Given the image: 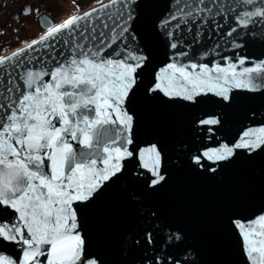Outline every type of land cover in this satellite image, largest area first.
I'll use <instances>...</instances> for the list:
<instances>
[{
  "label": "snow or ice",
  "instance_id": "snow-or-ice-1",
  "mask_svg": "<svg viewBox=\"0 0 264 264\" xmlns=\"http://www.w3.org/2000/svg\"><path fill=\"white\" fill-rule=\"evenodd\" d=\"M98 3L99 8L71 15L62 23L49 26L39 40H32L10 56L0 57V76L8 77L5 88L0 90V242L22 246L19 264H98L96 259H84L85 240L77 231V211L72 204L89 200L104 182L123 170L122 161L133 155L127 148L132 144L133 116L124 104L138 86L139 70L150 61V54L140 46L132 30L136 19L133 5L139 7V0ZM117 4L122 6L118 13L121 22L112 15H93ZM175 4L176 10L157 24L173 50L178 47L173 42L174 31L194 16L227 18V13L235 12L236 25L242 28L256 18L264 19V0H239V5L229 0L227 8L223 0H175ZM30 11L25 9L26 13ZM236 32L237 27H232L227 35ZM65 34L69 55L50 70L26 69L20 77L23 88L17 85L5 66L34 45ZM129 38L136 42L135 47L129 44ZM186 56V51L175 53L145 91L191 103L209 94L230 102L232 89L257 91L264 87V61L237 72L233 63L209 67L206 63L179 59ZM244 63L243 58L239 60L240 65ZM46 76L50 81L44 80ZM199 123L216 125L219 120L209 118ZM71 141L89 151L78 152ZM261 145L264 127L249 129L241 142L204 151L194 156L192 162L204 169L205 159L218 165L229 160L234 149L255 150ZM144 151L149 156L141 166L151 173L150 186L155 187L165 179L160 171L161 153L155 146ZM207 171L215 173L217 168L210 166ZM9 209L16 214L13 221L3 217ZM234 224L241 231L249 264H264V214ZM167 239L174 242L181 237L169 234ZM145 242L154 243L152 233L145 234ZM5 261L17 264L0 255V264Z\"/></svg>",
  "mask_w": 264,
  "mask_h": 264
},
{
  "label": "water",
  "instance_id": "water-1",
  "mask_svg": "<svg viewBox=\"0 0 264 264\" xmlns=\"http://www.w3.org/2000/svg\"><path fill=\"white\" fill-rule=\"evenodd\" d=\"M223 3L225 8L229 6V0ZM232 3L239 5V0ZM99 7L97 3L78 14ZM176 7L175 0H139V7L133 5L136 19L132 30L140 46L150 54L149 63L139 70L138 86L124 104L133 116L132 144L127 145L133 155L122 161L123 170L104 182L89 200L72 204L77 211V231L85 240L84 259H96L98 264H249L241 231L234 221H251L264 214V145L255 150L234 149L235 154L218 165L205 159L204 169L192 158L224 144L234 146L241 142L245 131L264 127V87L257 91L232 89L230 102L209 94L195 103L169 99L160 93L149 95L145 89L177 52H188V56L179 58L182 62L206 63L209 67L233 63L237 72L243 67H255L264 61V19L256 18L242 28L236 25L235 12L227 13V18L194 16L174 31L173 42L178 47L173 50L157 24ZM121 11L122 6L117 4L93 15H112L121 22ZM232 27H237V32L228 36ZM67 39L65 34L34 45L9 62L7 72L23 88L20 77L26 69L50 70L69 55L64 43ZM129 44L136 46L130 38ZM242 58L245 63L240 65ZM7 79L6 75L0 76L5 81L0 83V90ZM44 80L50 81V77ZM209 118L219 123H199ZM71 143L78 152L89 151L77 141ZM153 146L161 153L160 171L165 176L155 187L150 186L151 173L141 166L149 156L144 150ZM210 166L217 171H207ZM15 215L11 209L3 213L6 221H13ZM149 232L154 237L153 244L145 242ZM169 234H178L181 239L169 242ZM0 255L19 264L22 246L0 242Z\"/></svg>",
  "mask_w": 264,
  "mask_h": 264
},
{
  "label": "flooded vegetation",
  "instance_id": "flooded-vegetation-1",
  "mask_svg": "<svg viewBox=\"0 0 264 264\" xmlns=\"http://www.w3.org/2000/svg\"><path fill=\"white\" fill-rule=\"evenodd\" d=\"M83 3L84 0H0V57L40 38L49 26L89 8H82ZM25 9L31 11L26 13Z\"/></svg>",
  "mask_w": 264,
  "mask_h": 264
},
{
  "label": "rangeland",
  "instance_id": "rangeland-1",
  "mask_svg": "<svg viewBox=\"0 0 264 264\" xmlns=\"http://www.w3.org/2000/svg\"><path fill=\"white\" fill-rule=\"evenodd\" d=\"M97 2H98V0H84V3H83L84 5L82 8L90 7L94 4H97Z\"/></svg>",
  "mask_w": 264,
  "mask_h": 264
}]
</instances>
